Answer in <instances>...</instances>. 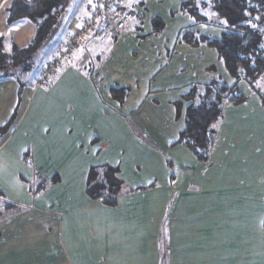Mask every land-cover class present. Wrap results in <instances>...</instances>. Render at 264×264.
<instances>
[{"label":"crops","instance_id":"1","mask_svg":"<svg viewBox=\"0 0 264 264\" xmlns=\"http://www.w3.org/2000/svg\"><path fill=\"white\" fill-rule=\"evenodd\" d=\"M13 1L0 0L4 49L36 32L28 18L8 20ZM137 1H120L121 30L97 36L102 22L91 27L81 55L72 52L45 84L24 86L17 115L0 105V126L13 118L0 138V264H264L260 96L238 83L246 101L225 108L220 123L234 121L237 133L221 130L199 160L176 142L185 104L175 103L194 82L218 78L213 65L234 80L214 50L177 41L191 24L170 15L183 0ZM155 15L164 20L158 33ZM43 55L51 61L54 49ZM119 86L128 88L121 104L109 91ZM91 166L116 169L128 191L115 206L86 195Z\"/></svg>","mask_w":264,"mask_h":264},{"label":"trees","instance_id":"2","mask_svg":"<svg viewBox=\"0 0 264 264\" xmlns=\"http://www.w3.org/2000/svg\"><path fill=\"white\" fill-rule=\"evenodd\" d=\"M137 3L144 8L145 0H138ZM53 6L54 0H14L11 3L8 20L29 18L36 26V33L26 46H13L9 54L3 51L0 39V79L12 78L15 69L25 71L31 68L33 56L49 33L48 17L53 12ZM175 13L191 19V24L177 41L191 47L203 45L214 50L217 59L234 80L230 85L221 78L194 82L181 97L182 100L175 103L177 110L185 104L183 126L176 142L188 148L199 160L205 161L213 147L226 104L234 106L246 100L238 83L244 81L254 89L264 74V0H183L176 10L170 11V15ZM133 16L139 20L142 18L138 11H134ZM150 24L153 33L164 28L162 19L157 15L151 18ZM195 26H208L219 32L210 35L195 29ZM9 67L13 69L9 70ZM109 91L112 99L120 104L128 94V88L122 86L111 87ZM12 119L0 126V132L8 129ZM115 173L116 169L110 166H91L86 178V195L103 205L115 206L118 197L128 191ZM262 226L264 230V221Z\"/></svg>","mask_w":264,"mask_h":264},{"label":"rangeland","instance_id":"3","mask_svg":"<svg viewBox=\"0 0 264 264\" xmlns=\"http://www.w3.org/2000/svg\"><path fill=\"white\" fill-rule=\"evenodd\" d=\"M95 1L96 0H54L55 6H53V8H52L53 12H52L51 16L48 17V21H50V28H49V31H48L49 33H48L47 37L43 41V43L44 42L45 43L41 46L42 48L39 47V50L37 51V53L39 52L38 55L36 53V55L33 56V65L31 66V68L29 70L21 71L19 69H15V72L12 75L13 79L5 80V82L2 85H0V95H1L0 96V105H3V104H7L10 106L12 105L14 107V109H13L14 114L17 115L18 109L23 103V95H21V93L24 91V89H23L24 86H26L29 82L31 84H32V82L45 84L50 79L49 76L53 75L55 72L58 71V69L61 66V62H62V64L65 63L66 62L65 59L72 52H77L78 55H81L83 53V51H82L84 49V47H83L84 40L83 39H82V42H79V44H77L74 47L69 45L70 41L74 35L70 31V27H68V26H69V24H72L75 27L74 30H76V32L79 30V28L84 27L85 23H87L88 19L90 18L91 10L93 9V7L96 3ZM119 1H121V0H113L112 1V3H113L112 6H115L116 3H117L116 5L119 4L118 6H115L117 9H114V8L112 9L111 12H113V15H123V7ZM162 3H163V1L161 2V4ZM157 16H159V15H157ZM160 19H162L161 16H160ZM103 20L104 19L102 17L96 18L92 22L91 26L86 28L87 34L84 36V39L89 38V36H90L89 29L91 27L93 29L96 28V26L100 22H102V26L99 29L100 33L97 36L104 35L105 33L108 35L109 33H111L112 30L114 29L115 24L112 25L113 26L112 29L104 30L103 29V26H104ZM162 22L164 24V20H162ZM124 26H125V20H124L123 27ZM32 28L34 30L33 26H32ZM133 28L135 29V26H133ZM198 28L200 31L207 33V34H210V35H217L219 32L217 29H214V28H211L208 26H201ZM121 29H118V30H121ZM13 30H14V25L9 27L8 31L6 32L8 35H6V36L9 37L12 34ZM35 30H36V28H35ZM76 32H74V34H76ZM154 33H158V32H154ZM263 37H264V34H263ZM4 45H5V43H4ZM263 47H264V41H263ZM19 48H21V47H19ZM57 48H58V50H57ZM53 49H54L55 56H57L58 52L61 50H66L65 51L66 53H65L63 59H61L60 63L55 64V65H49V62H50L49 59L50 58L46 55H43V52L44 53L50 52ZM3 51L5 53L9 54L12 52V49H4ZM109 51H110V49H109ZM107 53H108V49L106 51H105V49H102L99 53L100 58H105ZM43 60L46 62H48V61L49 62L42 64ZM82 61L85 62L84 59H82ZM210 66H208L209 69H210ZM12 69H13V67H9V70H12ZM212 70H213V73L215 74V76H217L218 78H221L223 80H225V78H227L226 77L227 75L224 73V70L222 68H219V66L213 65ZM14 79H15V81H14ZM1 80H3V79H0V81ZM13 83H14V85H13ZM17 85L21 89H16ZM249 88L254 93H257L260 96L259 97L260 98V102H259L260 113L261 114L264 113V96H262V94H259V93H264V74L261 76L259 83L256 86V88L253 89L248 85L249 92H252ZM254 93H253V95L255 96ZM242 94L244 95V93H242ZM244 96H246V95H244ZM246 98H247V96H246ZM230 106H232V105L226 104L225 108L230 107ZM223 117H224V115H223ZM256 119L259 120V118H256ZM225 121L226 122L224 123V126H223L224 129H222L220 124H219L220 127L218 126V128H217V134H216V138H215L213 147H214L215 142L218 138V135H220V133H221L220 132L221 130L223 131L222 133L227 134V136H232V134H234V132L237 133V128L234 129L231 127V125H232L231 123L234 121H232V122L230 120H228V121L225 120ZM258 130H262V128H258ZM4 131L6 132V129ZM238 131H240V128L238 129ZM254 131H256V129H254ZM3 132H0V134ZM5 132L2 135H0V138L5 134ZM242 132L243 131H240V133H242ZM223 134H222V136H223ZM213 147H212L210 153L208 154V157L210 156V154L213 150ZM255 164L258 166V162H256ZM259 166H258V168H259ZM51 198H53V197H51ZM51 198H48V199H51ZM48 203L52 204L53 200L48 201Z\"/></svg>","mask_w":264,"mask_h":264},{"label":"built area","instance_id":"4","mask_svg":"<svg viewBox=\"0 0 264 264\" xmlns=\"http://www.w3.org/2000/svg\"><path fill=\"white\" fill-rule=\"evenodd\" d=\"M112 1L113 0H96L95 5L90 13V18L88 19L87 23H85V26L82 28H79V30L74 34L73 38L70 41V46L74 47L79 42H82V39L84 40V36L87 34V27H90L92 22L98 18L102 17L104 21V30H110L113 28L112 25L115 24L114 28L121 29L124 25L125 17L124 15H113L112 11ZM111 9V10H110ZM68 45V46H69ZM66 50H61L58 52V55L55 56L50 62L49 65H55L60 63L61 59H63Z\"/></svg>","mask_w":264,"mask_h":264},{"label":"snow or ice","instance_id":"5","mask_svg":"<svg viewBox=\"0 0 264 264\" xmlns=\"http://www.w3.org/2000/svg\"><path fill=\"white\" fill-rule=\"evenodd\" d=\"M253 27H255V26L253 25Z\"/></svg>","mask_w":264,"mask_h":264}]
</instances>
